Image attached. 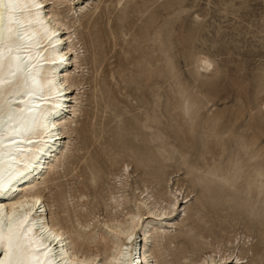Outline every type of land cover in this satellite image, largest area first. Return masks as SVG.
Returning <instances> with one entry per match:
<instances>
[{
  "label": "rangeland",
  "instance_id": "obj_1",
  "mask_svg": "<svg viewBox=\"0 0 264 264\" xmlns=\"http://www.w3.org/2000/svg\"><path fill=\"white\" fill-rule=\"evenodd\" d=\"M95 4L78 31L88 67L71 147L77 151L66 164L68 176L46 194L48 203L55 202L54 213L59 214L60 193L73 190L88 196L84 213L97 211L103 219L111 212L112 179L130 165V209L136 210L146 190L168 200L164 187L177 196L183 191L181 202L192 199L187 223L179 225L181 214L170 230L167 240L177 238L174 243L151 246L157 257L164 253L160 264H181L185 256L217 248L245 256L248 264H264V0ZM114 26L124 27L115 32L116 41L110 33ZM99 29L106 60L96 71L94 31ZM204 59L212 66L206 68ZM105 69H114L117 79ZM100 88L107 90L100 94ZM138 126L143 128L139 137ZM72 163L80 176L71 173ZM95 167L100 171L93 184L87 176ZM207 208L216 226L200 232L201 246L193 254L183 236L195 226V209Z\"/></svg>",
  "mask_w": 264,
  "mask_h": 264
},
{
  "label": "bare ground",
  "instance_id": "obj_2",
  "mask_svg": "<svg viewBox=\"0 0 264 264\" xmlns=\"http://www.w3.org/2000/svg\"><path fill=\"white\" fill-rule=\"evenodd\" d=\"M96 2L0 0V264H151L152 259L160 264L158 257L164 253L160 250L157 257L151 246L159 248L165 242L169 247L177 239L167 240L176 217L184 216L180 226L188 221L192 199L183 197L181 202L183 191L177 196L170 187L161 189L168 200L146 190L147 196L142 192L145 196L136 200V210L130 209L127 189L132 171L125 164L124 174L112 179L107 195L111 212L103 219L97 211L84 213L88 205L84 193H60L59 214L54 213L55 202H47L46 194L68 176L66 164L77 151L71 147L74 126L83 113L88 67L78 31L81 18L94 11ZM123 28L111 27L114 41L115 32ZM101 31H94L96 40ZM96 40L93 63L98 71L106 60V47ZM203 64L212 66L207 59ZM109 70L104 74L110 72L116 80L115 70ZM106 90L100 88L98 93ZM134 131L139 137L143 128ZM90 169L87 177L97 183L100 169ZM71 170L77 172L73 163ZM218 206L213 208L219 210ZM207 210L195 209V226L183 236L193 254L201 246L200 232L216 226ZM151 219L159 222H148ZM222 249L183 256L181 264H248L245 256Z\"/></svg>",
  "mask_w": 264,
  "mask_h": 264
}]
</instances>
